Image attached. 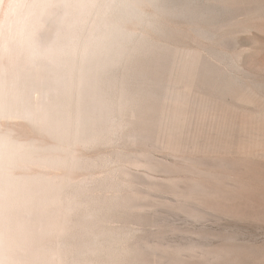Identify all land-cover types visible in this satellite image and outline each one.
Here are the masks:
<instances>
[{"label":"rangeland","instance_id":"1","mask_svg":"<svg viewBox=\"0 0 264 264\" xmlns=\"http://www.w3.org/2000/svg\"><path fill=\"white\" fill-rule=\"evenodd\" d=\"M19 1L0 0V48L38 10ZM119 1L136 2L140 16L112 12L128 34L124 56L98 74L106 113L91 117L84 138L74 128L39 135L56 144L57 164L30 168L44 179L14 217L32 214L25 234L12 225L10 241L28 243L15 260L264 264V0ZM93 10L74 34L81 41ZM46 14L39 30L51 36L59 26ZM7 52L2 63L16 57ZM66 98L76 116L78 91Z\"/></svg>","mask_w":264,"mask_h":264},{"label":"bare ground","instance_id":"2","mask_svg":"<svg viewBox=\"0 0 264 264\" xmlns=\"http://www.w3.org/2000/svg\"><path fill=\"white\" fill-rule=\"evenodd\" d=\"M98 1L31 0L38 9L33 19L11 29V36L17 40L11 46L3 42L0 48L1 52L8 51L11 56H16L14 61L7 59V63H2L4 58L1 56L3 53H0V264L20 263L14 256L21 248L23 239L17 243L10 241L12 225L14 223L18 227L16 234H25L27 229H24V224L31 219L32 214L28 211L15 220L14 217L32 204V185L44 179L45 172L33 175L30 168L32 165L40 168L57 164V160L51 158L58 150L56 144L44 142L39 135L44 137L50 133L58 138L67 136L74 128V135L83 137L87 134L85 132L91 117L104 111L106 101L103 95L94 93L100 78L98 74L105 65H111L112 61L114 64L118 55L124 53L125 50H121L125 45L124 37L128 34V30L120 28V24L113 23L112 12L115 7L118 9L123 5L124 8L121 7L127 9L128 14L132 13L136 17L140 6L136 2L131 5L124 2L117 6L119 0H106L105 4L99 6ZM63 5L64 10L60 12ZM94 8L98 16L88 29L87 38L81 41L80 36L74 34L87 27L88 17ZM46 13H52L59 26L51 36L39 30L40 25L47 22ZM76 54H80L83 59H80L82 63L77 67L78 73L73 61ZM74 89L78 91L76 106L79 113L76 116L64 110L69 102L66 97ZM12 118L17 121L12 122ZM38 257L35 259L41 258Z\"/></svg>","mask_w":264,"mask_h":264}]
</instances>
